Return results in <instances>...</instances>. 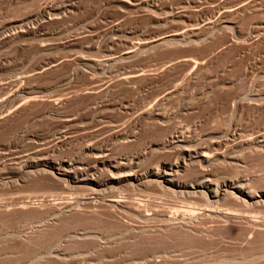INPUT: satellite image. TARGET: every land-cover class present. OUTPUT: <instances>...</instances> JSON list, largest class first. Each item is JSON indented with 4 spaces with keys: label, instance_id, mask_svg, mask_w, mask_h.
I'll return each mask as SVG.
<instances>
[{
    "label": "bare ground",
    "instance_id": "6f19581e",
    "mask_svg": "<svg viewBox=\"0 0 264 264\" xmlns=\"http://www.w3.org/2000/svg\"><path fill=\"white\" fill-rule=\"evenodd\" d=\"M110 1L111 0L107 3L109 4ZM113 1L122 7L123 5L132 7L139 5L135 0H112L111 2ZM161 1L163 0H151L145 3V5L154 8L156 7V4ZM229 1L230 0H224L216 9H211L212 14L214 13L216 16L215 18L212 17L207 20L201 19L200 23L190 24L178 30L168 31L148 38L132 39L128 41L126 47L122 50L117 52H114V50L105 53L106 55L103 57L100 56L101 58H74L76 61L75 64L78 62L84 66L90 65L94 71L99 70L110 74L112 72L111 68L115 64L121 61L128 62V60L138 57L141 54H147L146 52L148 51L150 53V51L153 52L157 49L160 50L167 47L170 49L171 47H178V45L180 47L181 44L187 43L191 45H199V42L204 41L201 34L203 28L204 30L206 27L213 29V32L217 31V35L223 31L221 28L227 29L230 28V26H236L235 24L238 22H233L237 21L239 18L241 19L242 17L243 19L246 15L262 12L264 9V0H235L236 3L232 0L234 1L233 5H226ZM55 2L57 3L56 0L40 1L36 13H34L33 16H30L29 20L31 21L28 22L33 21L36 23L38 22L36 20L39 17L47 18L49 20L50 17L58 13H69L76 10L79 6H76L75 2L71 1L68 4L61 3L62 5H57ZM217 3L215 2V4ZM185 8H176V10H174L175 7L174 9L170 7V10H167L168 12L165 13V19L171 21L175 19H184L187 15ZM193 10L195 11V9ZM199 13L202 15L205 12L201 9ZM118 17L119 16H117V19L115 18V20L112 18L113 21H110V27L108 26L107 28L109 29L106 30L108 33L106 32L103 34L105 36L103 38L105 43H103L106 46H112L116 42L113 37L109 36V34H115L123 29V27L120 29L123 19ZM231 20L234 21L231 23ZM183 22L185 23V21ZM259 24L261 23L259 22ZM36 25L37 28H35L36 26L34 27L35 31H39L41 25ZM255 25L258 26V23ZM261 27L260 28L263 30H258L259 34H256V37L254 35V38H252V34H249L251 35V38H249L247 42H245L244 38L245 43L243 44V47L244 50L249 51V53L253 52L252 49L264 45V27ZM25 29L24 32H29L25 31ZM220 29L221 31L218 32ZM226 29H224L225 32ZM32 31L34 32V29ZM255 31L253 29V32ZM4 34L5 33H1L0 35L2 43L6 40L9 42L10 39L13 40L16 35L18 36L17 32L16 35L13 33L12 35L7 34L4 36ZM231 35L235 34H232L231 32ZM101 36L102 35L99 36V33L98 36L96 35L97 39H100ZM208 37L211 36L208 35ZM246 37H248V35ZM226 38L227 37H225V39ZM212 40L209 41L212 42ZM231 40L221 45L218 44L219 46L217 45L214 53H212V55L210 54L211 56L208 58L195 60L194 58H187V56H180L172 61L170 60L171 62L169 61L170 63L168 62L169 64L167 65L165 63L166 66L162 67V70L161 68L159 69L160 72L156 71L158 72L156 76L162 77V75L165 74L164 72L173 70L177 64L178 66L183 64L188 72L186 77L188 76L187 78H191V76H195L202 72L214 57L218 55L221 56V53H225L226 49L230 48L232 51V46H237L236 43L238 42L234 44ZM222 42L223 41H221V43ZM214 45L216 44L214 43ZM239 46L240 45L237 47ZM240 47L239 49L241 50ZM110 50H112V48H110L109 51ZM241 51L244 53L243 50ZM62 62L64 61H51L40 68L38 67L26 72L21 78H17L11 83L18 84L20 81H29L36 76L60 67ZM90 66L88 67L91 68ZM144 71L145 70L141 69L140 71H134L132 73L121 72L122 74L116 78V82H119V84L124 83L130 85V83L145 77L147 73ZM151 74L149 73L148 75ZM177 86L174 88H168L165 91H150L151 93L147 94L148 96L145 98H143L144 94H142L147 93L145 91H124L127 97H121L120 95L122 94L119 93H122L123 91H108L111 88L110 85L101 87L105 91H102L103 89H100V91H73L71 92L72 94L69 93L70 95L64 96L61 94L50 99H44V96L41 95L43 94L42 92L39 94L34 91H22L21 89H16L15 91H9V93L6 91L5 96V91H3V94L1 95L5 97L3 98L0 95V123L13 118V116L22 111H25V108H28V106L32 108V105L39 104L40 102L47 103L50 107L51 113H57L67 105V103L71 102V100H75L73 102H78L76 101V98L78 99V97L82 98L88 96V98H93L95 102L92 109H90L91 111L93 110V114L91 118H89L91 122L88 123V127L85 125V129L79 128L75 130V133L77 134L74 135H72L73 131L70 132V129L67 130L66 128V130L59 133L57 137L58 139L55 142V138L53 137L54 140L52 142L54 143L51 148L43 146L38 147L39 145L37 144L38 146L32 153L30 152V155L28 154L27 156H22L20 158L21 160H23L22 158H25L23 160L25 163H23L24 165L21 166L22 168L18 170L15 175L18 178L22 177L23 179V176L28 172H44L52 175L56 180L67 186L76 187L77 189L86 192L83 194L85 195L83 199L85 200L84 205L80 202L83 200H79V202L75 200L77 203H74L75 201L64 202V205L61 206L62 208L60 207L61 209H58V212L56 211L58 214L67 215L70 213L71 215L72 213L74 215H79V213H84L95 218L92 219V222L96 219H105L110 224H116V227L117 225L122 227L121 229L125 231L138 230L137 233L148 232L145 234L143 233L144 236H146V234L150 235V233H155L157 235H163L165 233L167 235L168 233V235H173L170 232L174 231L177 234V231H179V233L184 232L182 234L186 233L191 237L197 238L199 242L200 239L208 241L209 239L213 240V238L218 239L219 237H222L224 233L226 234V232H229V234L236 236H233V239H230L231 241H227V243H229L228 246L237 251H245L246 249H249L250 251L252 243H254V241L259 242L258 239L260 236L264 237V93L263 91L262 93H258V91H245L240 94V91L239 94L233 95L232 93V95L229 94L228 98H223L221 101L224 103H220V101L218 105H212V103L222 99H218L219 95L215 93L218 91H178L179 87ZM223 92L222 95H224ZM227 92L229 93V91ZM236 92L237 91H235V93ZM228 93L225 95H228ZM38 94L43 97L40 98ZM116 94H119L118 98L115 97L117 96ZM81 98H79V100L83 101ZM212 99H214L215 102L213 101L211 103L210 101ZM224 99H227L228 101L225 102ZM84 103L87 104V102ZM84 108H86V106ZM70 114H73V112ZM80 118L79 121L81 120ZM87 119L88 118L85 120ZM76 120L68 114V117L66 116V118L61 121L65 124V127L69 126L70 128V125L74 124ZM7 122L9 123L10 121ZM84 130L87 131L84 132ZM151 130L154 131L152 134ZM75 136L78 141L81 140V144L79 143L80 146H77V149L75 150L76 152H74L70 158L52 159L49 157L50 154L53 153L54 155L55 151L64 147L68 141L71 142L70 140H73ZM14 137L15 140L18 135ZM21 139L22 138H20V140ZM35 140L38 141L39 139ZM152 186L162 192L170 193L172 196H178V198L181 197L182 204H179V207H181H176L178 205L176 204V206L170 208L164 207L160 208L162 210H154V205H152L154 200L150 201L151 199L148 198L141 199V192ZM155 203L156 201L154 204ZM88 204L90 207L88 206L87 209L84 208V206ZM76 212H78V214ZM123 216L126 217V219L129 218L128 220H138L142 224H136L137 226L131 225L133 222L131 224H129V222L127 223L128 220L125 221L126 219L124 220ZM55 219L57 220L56 217ZM101 220H99L100 223ZM82 230L81 233H79V231L78 234L83 236L88 234V232H82ZM131 232L132 231L129 233ZM98 234L103 236L99 231ZM152 234L151 236H154V239L156 235ZM136 235L134 236V239ZM171 235L169 236L171 237ZM106 236L104 237L107 239ZM174 236L178 237L177 235ZM179 236L181 237V234ZM237 236L240 237L237 239L235 238ZM176 237H174V239ZM182 237H184V235ZM225 238H227L226 235ZM262 238L261 240H264ZM117 240L119 241V239ZM218 240H220V238ZM107 241L109 243L110 238ZM100 243H98V245H100ZM203 243L205 244L206 242ZM96 247L100 248V246ZM210 247L212 246L210 245ZM107 248L108 247L105 249ZM252 249L254 250V248ZM262 251H264L263 248L261 252L257 251V253L260 252L261 254L263 253ZM157 256L156 258L153 256L151 257V255L148 258L143 256L141 262L158 264L159 260H155L157 259ZM234 259L237 260L236 258L231 260L233 261ZM135 261L134 264H137V260ZM217 261L218 260H216V263ZM139 262L140 261H138V263ZM232 263L237 264V261H233Z\"/></svg>",
    "mask_w": 264,
    "mask_h": 264
},
{
    "label": "rangeland",
    "instance_id": "374dc122",
    "mask_svg": "<svg viewBox=\"0 0 264 264\" xmlns=\"http://www.w3.org/2000/svg\"><path fill=\"white\" fill-rule=\"evenodd\" d=\"M40 1L43 2L44 0H0V35L1 33H5L4 36L7 34L12 35L13 33L16 35L17 32L19 36L16 35L15 39H10L9 42L7 40L3 41L4 44L0 37V85L5 84L4 86H0V95L3 94V91H5L4 95L6 96V91L9 93V91L21 89L22 91H34L39 94L42 92L43 94L41 95L44 97L38 94L40 98L50 99L61 94L64 96L70 95L69 93L73 91H100V89H103L101 87L110 85L111 88L108 91H123L119 93L122 94L120 95L121 97H127L124 91H145L147 93H142L144 94L143 98H145L148 96L147 94L152 91H165L168 88H174L178 85V91H221L219 93L215 92L219 95L218 99L222 98L216 101L218 103H216L214 99L210 101L211 103L213 101L215 102L212 103V105H218L223 98H228L229 94L232 95V93L233 95L239 94L240 91V94L245 91H258V93H262L263 91L264 93V45L252 49L253 52L255 51L254 53H249V51L244 50L243 47V44L247 42L249 38H254V35L256 37V34H259L258 30H263L261 26L264 27V9L262 12L246 15L243 19L241 17L242 20L240 18L237 21L231 20V23L232 21H234L233 23L238 22L235 24L238 27L234 26V28L230 26V28H227L228 31L226 28H221L223 31L220 29L218 32L221 31L222 33L220 32L217 35V31L213 32L214 30L211 28L206 27L205 30L203 28L201 34L204 41L199 42V45L187 43L181 44L180 47L178 45V47L175 46L170 49L167 47L165 49L152 50L153 52L150 51V53L148 51L146 52L147 54L144 53L145 56L141 54L138 57L128 60V62L121 61L115 64L112 66V72L109 74L99 70L94 71L90 65L84 66L78 62L75 64L76 61L74 58H101L106 55L105 53L114 50V52L122 50L126 47L128 41L132 39L148 38L168 31L178 30L190 24L200 23L201 19L207 20L208 18H215L216 16L214 13L212 14L211 9H216L224 0H163L156 4L157 8L145 5V3L151 0H135L139 5L133 7L124 5L122 7L114 1L111 2L112 0L109 4L107 3L109 0H70L71 2H75L76 6L79 5L76 10L69 13L63 12V14L58 13L50 17L49 20L39 17L36 23L33 21L28 22L31 21L29 20L30 16L36 13ZM56 1L57 3H55L57 5L61 3L68 4L70 2L69 0ZM234 1L230 0L226 5H233ZM215 2L219 3L215 4ZM170 7H172V9L175 7L174 10H176V8L183 9L186 7L185 10L187 15L184 19H175L176 22L175 20H166L165 13L170 10ZM193 9H195V11ZM201 9L205 12L202 15L199 13ZM117 16L123 19H121L123 23L120 28L122 29L123 27V31L120 30L116 32L117 34H109L116 42L112 46H106L104 44L103 38L105 36L103 34L109 29L107 27L110 25V21H113L112 18L115 20ZM183 21H185V23ZM255 21L258 23V26L255 25L257 24ZM258 21L261 24H259ZM36 24H38V26L41 25L40 27L42 29L40 28L39 31H35V28H37ZM256 28L257 30L255 31ZM24 29L29 32H24ZM33 29L34 32L32 31ZM224 29H226L227 34ZM253 29L255 32H253ZM19 32L24 34H20ZM97 32L99 36L102 35V39L101 37L97 39ZM231 32L235 35H231ZM246 34L248 37H246ZM249 34H252V36ZM208 35L211 37H208ZM225 37L227 38L225 39ZM209 40H212V42ZM230 40L233 41L234 44L238 42L236 43L237 46L242 45L239 47L244 53H242L239 47L234 45L231 48L233 49L232 51L230 48H228L229 51L226 49L225 51L227 53L224 51L226 54L221 53L222 57L220 55L216 56L217 58L214 57L210 64L208 63L209 65L204 69L205 71H202L203 73L200 72L195 76H191V78H187L188 76L186 77L188 72L183 64L179 66L177 64L173 70L164 72L165 74H163L162 77L156 76L157 73L160 72V68L162 70V67H165L172 60L180 56H187V58H194L195 60L208 58L214 53L218 44L221 45ZM221 41L223 42L221 43ZM214 43L216 45H214ZM107 47L109 49L112 48V50L109 51ZM56 60L64 62H62L60 67L53 69V71L45 72L29 81H20L18 84L11 83L17 78H21L26 72L38 67L40 68ZM141 69L145 70L146 72H144L147 74L145 77L130 83V85L133 86L116 82V78L120 74L132 73L134 71H140ZM149 73L152 74L148 75ZM102 91L105 90L103 89ZM227 91H229V93ZM235 91L237 92L235 93ZM222 92L224 95H222ZM226 92L228 95H225L227 94ZM119 94H116L117 96L115 97L118 98ZM5 96L2 97L4 98ZM79 98L81 97H78V99L76 98L78 102H73L75 100H71V102L67 103V105L57 113H51L49 105L45 102H40L39 104L32 105L34 108L28 106V108H25L26 110L24 109L25 111L8 119L7 121H10L9 123L7 121H5L6 123H0V264H134V262H136L135 260H137V264H152L150 262L143 263L141 259H143V256L148 258L150 255L156 258L158 254L155 260H159L161 264H165V262L166 264H170L171 262L174 264H177V262L178 264L182 262V264H234L232 263L233 261H237V264H264V251L260 254L262 248L264 250V240H261L263 236L260 235L258 239L259 242L256 240L257 242L254 241V243H252V248H254V250L251 248L250 251L249 249L237 251L228 246L229 243H227V241H231L230 239L236 236L229 234V232H226V234L224 233V235L222 234L223 238L219 237L220 240H218L219 238L217 237L218 239L213 238V240L209 239V241L200 239V242L197 238L191 237L186 233L182 234L184 232L179 233V231H177V234L174 231L170 232L173 234H169L171 237L168 233L167 235L166 233L163 234L164 236L150 233V235L146 234V237L144 234L148 232H143L144 234L139 232V234L137 233L138 230H130L135 232H131V234L129 233L130 231H125L118 225L116 227V224H110L103 218V220L96 219V222L94 220L92 222V219L95 218L84 213H79V215H74L72 213L71 215L70 213L67 215L58 214L57 212L62 208L61 206L64 205V202H74L75 200L79 202V200L84 199L85 195L83 194L86 192L76 187L67 186L48 173L28 172L23 176V179L22 177L18 178L15 174L22 168L21 166L24 165L23 163H25L23 161L25 158H22L23 160L20 158L28 154L30 155L38 145V147L43 146L51 148L53 147V143L58 139L59 133L66 130V128L67 130L70 129V132L73 131L72 135H74L77 134L75 130L79 128L85 129V125L88 127V123L91 122L89 118H91L93 114V110L91 111L90 109H92L95 102L93 98H88V96L82 97L81 99L83 101L79 100ZM224 101L227 102L228 100L224 99ZM84 102H87V104ZM220 103L224 102L221 101ZM85 106L86 108H84ZM72 112L73 114H70ZM68 114L74 117L75 120L78 119L74 124L70 125V128L69 126L65 127V124L62 122L66 116L68 117ZM79 118L81 119L80 121ZM86 118H88V121L85 120ZM86 131L87 130H84V132ZM152 132L154 131L151 130V134ZM16 135H18L19 138L17 137L15 141L14 136ZM20 138L22 139L20 140ZM35 139L39 140L37 141ZM53 140L54 142H52ZM70 141L71 142L68 141L64 147L55 151L54 155L53 153L50 154L51 156L49 155V157L52 159L70 158V156L76 152L77 146H80L81 140L78 141L75 136L73 140ZM141 196V199L148 198L151 199L150 201H156L155 204L152 202L154 207L151 205L154 210H162L160 208L164 207L170 208L176 206V204H178L176 207H179V204H182L181 197L172 196L170 193L162 192L153 186L141 192ZM77 201L74 203H77ZM80 202L84 205L85 200ZM88 206L90 207L88 204L84 206V208L87 209ZM76 213L78 214V212ZM83 214L84 216L82 217ZM54 215H60V218ZM123 219L125 220L126 217L123 216ZM99 220H101V223ZM130 220H128L127 223L129 222V224H131L133 222L131 225L142 224L138 220ZM81 230L82 232H88L89 235L86 234L83 236L78 234L79 231V233H81ZM98 231L102 233L103 236H100ZM151 234L156 235L154 239V236H151ZM180 234L181 237L179 236ZM135 235L139 238L137 239L135 237L134 239ZM183 235L184 237H182ZM225 235L227 238H225ZM104 236H106L107 239ZM174 237L176 238L174 239ZM238 237L240 236L235 238L238 239ZM109 238L110 242L112 241L111 243L107 241ZM117 239H119V241ZM262 239H264V237ZM94 240L98 243L101 242L102 246L101 243L98 245ZM202 241L206 243L204 244ZM209 244L212 247H210ZM96 246H100L102 249ZM106 247L108 248L105 249ZM257 251L260 252L257 253ZM233 258L237 260L234 259L232 261L231 259ZM216 260H218L217 263ZM138 261L140 262L138 263ZM159 262L158 264H160Z\"/></svg>",
    "mask_w": 264,
    "mask_h": 264
}]
</instances>
